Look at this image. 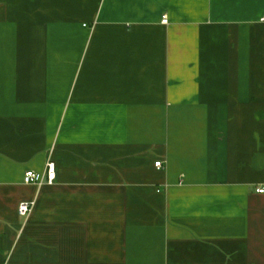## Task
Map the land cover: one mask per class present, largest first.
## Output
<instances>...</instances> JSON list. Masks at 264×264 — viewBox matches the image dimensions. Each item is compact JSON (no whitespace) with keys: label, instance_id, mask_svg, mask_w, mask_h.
<instances>
[{"label":"crops","instance_id":"1","mask_svg":"<svg viewBox=\"0 0 264 264\" xmlns=\"http://www.w3.org/2000/svg\"><path fill=\"white\" fill-rule=\"evenodd\" d=\"M263 17L0 0V264H264Z\"/></svg>","mask_w":264,"mask_h":264},{"label":"built area","instance_id":"2","mask_svg":"<svg viewBox=\"0 0 264 264\" xmlns=\"http://www.w3.org/2000/svg\"><path fill=\"white\" fill-rule=\"evenodd\" d=\"M163 24H168V17L165 15L163 17ZM262 22L264 23V17L262 18ZM156 167L158 169H162L163 162H157ZM56 165L54 162L50 161L47 164L46 171L44 173H38L34 171H28L24 175V184L25 185H35L38 187H43L44 185H53L56 181ZM259 194H264V188L258 189ZM35 202H22L19 205L18 213L22 218H29L32 215L35 209Z\"/></svg>","mask_w":264,"mask_h":264}]
</instances>
